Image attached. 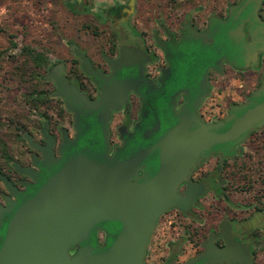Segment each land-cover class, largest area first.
<instances>
[{
  "label": "flooded vegetation",
  "instance_id": "flooded-vegetation-1",
  "mask_svg": "<svg viewBox=\"0 0 264 264\" xmlns=\"http://www.w3.org/2000/svg\"><path fill=\"white\" fill-rule=\"evenodd\" d=\"M75 33L36 53L34 100L8 163L0 166L8 183L0 178V248L15 211L71 159L107 168L138 159L126 174L130 183H142L158 172L156 146L181 120L220 134L264 103V0H210L182 14L110 0ZM123 49L138 57L116 66ZM263 131L264 125L253 128L200 155L176 188L186 203L159 216L144 264H263L264 197L246 191L261 184L247 164ZM120 229L99 223L70 256L82 247L105 252ZM230 243L239 249L231 256L207 254V246L224 252Z\"/></svg>",
  "mask_w": 264,
  "mask_h": 264
},
{
  "label": "water",
  "instance_id": "water-1",
  "mask_svg": "<svg viewBox=\"0 0 264 264\" xmlns=\"http://www.w3.org/2000/svg\"><path fill=\"white\" fill-rule=\"evenodd\" d=\"M73 52L82 60V69L91 74L85 57L76 49ZM120 54L116 66L138 57L125 49ZM263 125L264 103L248 110L220 134L204 126L193 130L192 123L181 120L156 146L158 172L142 183H130L126 174L138 159L114 168L82 157L71 159L15 211L0 248V264H144L146 242L159 216L186 203L176 188L200 155L212 146L241 140L245 133ZM23 137L33 146L27 135ZM187 199L193 200V195L187 194ZM102 222L121 226L111 246L99 254L82 247L70 256L69 251L86 241ZM206 249L213 258H225L239 250L232 243L224 252Z\"/></svg>",
  "mask_w": 264,
  "mask_h": 264
},
{
  "label": "rangeland",
  "instance_id": "rangeland-1",
  "mask_svg": "<svg viewBox=\"0 0 264 264\" xmlns=\"http://www.w3.org/2000/svg\"><path fill=\"white\" fill-rule=\"evenodd\" d=\"M206 1L210 0H137V5L150 10L168 6L175 14H182ZM108 3L110 0H0V53H4L0 62V118L4 123L16 116L25 120L27 116L28 105L22 94L28 88L10 76L23 65L30 77L32 65L23 48L36 54L56 43L55 38L75 37L80 23L90 21L98 7ZM249 153L252 161L247 165L254 169L253 180L261 184L246 191L251 196L264 197V140Z\"/></svg>",
  "mask_w": 264,
  "mask_h": 264
},
{
  "label": "trees",
  "instance_id": "trees-1",
  "mask_svg": "<svg viewBox=\"0 0 264 264\" xmlns=\"http://www.w3.org/2000/svg\"><path fill=\"white\" fill-rule=\"evenodd\" d=\"M12 47H16L13 43H11ZM25 49V52L27 53V57L31 61V65H36L39 63V55L33 54V52L28 51V49ZM4 53H0V62L2 61V56ZM32 73H34V68H30V77L29 73L27 74V67L26 66H20L16 68V73L10 74L11 77H13L16 81H18L21 85L28 88L26 92L22 94L23 99L25 102H29L34 100V92L31 91L30 85L27 86L31 82L30 79H32ZM26 78L28 81H26ZM24 118L21 116H16L14 119L8 120L7 123H4L0 118V166L8 163L9 156L11 150L17 145L19 140V127L23 124Z\"/></svg>",
  "mask_w": 264,
  "mask_h": 264
},
{
  "label": "built area",
  "instance_id": "built-area-1",
  "mask_svg": "<svg viewBox=\"0 0 264 264\" xmlns=\"http://www.w3.org/2000/svg\"><path fill=\"white\" fill-rule=\"evenodd\" d=\"M216 96H217V95H214L213 98H212V103H213L214 105H216V100H217Z\"/></svg>",
  "mask_w": 264,
  "mask_h": 264
}]
</instances>
